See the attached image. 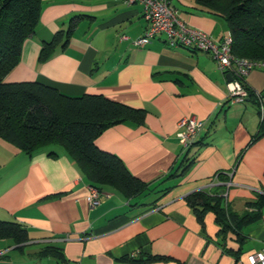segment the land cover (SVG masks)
Wrapping results in <instances>:
<instances>
[{
  "label": "crops",
  "instance_id": "crops-1",
  "mask_svg": "<svg viewBox=\"0 0 264 264\" xmlns=\"http://www.w3.org/2000/svg\"><path fill=\"white\" fill-rule=\"evenodd\" d=\"M171 3L188 26L216 40L229 34L194 0ZM142 12L121 0H41L36 28L5 81L143 109L142 124H114L95 145L145 187L126 197L105 185L100 203L90 207V184L62 146L27 155L0 138V220L27 232L24 242L0 239V264H247V255L264 247V133L253 140L261 124L255 97L232 103L227 78L208 53L170 47L162 34L135 46L146 28ZM58 31L60 42L39 61L43 43ZM245 81L264 98V68ZM184 117L202 123L186 149L177 136ZM224 181L221 207L241 215L263 199L256 219L223 228L213 206L194 210L189 195H213Z\"/></svg>",
  "mask_w": 264,
  "mask_h": 264
},
{
  "label": "trees",
  "instance_id": "trees-1",
  "mask_svg": "<svg viewBox=\"0 0 264 264\" xmlns=\"http://www.w3.org/2000/svg\"><path fill=\"white\" fill-rule=\"evenodd\" d=\"M194 1L225 22L232 39L231 51L236 57L264 61V0ZM40 9L41 0H0V138L27 155L52 144L60 145L91 186L98 190L111 186L126 197L139 194L145 184L130 174L116 155L99 149L95 139L114 124H142L143 109L102 95L69 97L39 82L5 81L20 60L23 42L36 28ZM71 32L72 23L65 32L62 47L66 46ZM63 34L58 31L51 41L43 43L39 61L48 58ZM263 133L264 117L253 140ZM224 183L213 195L197 191L187 200L195 211H199L197 205L213 206L223 228L231 225L237 228L241 223L256 219L263 199L248 203L250 211L241 215L229 212L220 204L226 198V181ZM5 238L24 242L27 232L18 222L0 220V239Z\"/></svg>",
  "mask_w": 264,
  "mask_h": 264
},
{
  "label": "built area",
  "instance_id": "built-area-1",
  "mask_svg": "<svg viewBox=\"0 0 264 264\" xmlns=\"http://www.w3.org/2000/svg\"><path fill=\"white\" fill-rule=\"evenodd\" d=\"M127 5L138 3L143 9L146 28L142 36L133 41L135 46H145L157 35H164L165 43L170 47H184L195 51L208 53L215 61L217 68L227 80L229 100L243 103L252 93L258 105L261 119L264 117V98L256 91L249 89L245 77L257 68H264V61L249 60L236 57L231 51L232 39L229 34L216 40L206 32L188 26L179 19L177 9L171 0H121ZM127 39V36H123ZM177 133L184 149L192 146L202 128V123L195 117H184L178 122ZM87 203L90 207L98 205L101 193L96 187L89 185ZM226 197V193H224ZM247 264H264V247L246 257Z\"/></svg>",
  "mask_w": 264,
  "mask_h": 264
},
{
  "label": "water",
  "instance_id": "water-1",
  "mask_svg": "<svg viewBox=\"0 0 264 264\" xmlns=\"http://www.w3.org/2000/svg\"><path fill=\"white\" fill-rule=\"evenodd\" d=\"M227 80H231V77L229 75H226Z\"/></svg>",
  "mask_w": 264,
  "mask_h": 264
},
{
  "label": "rangeland",
  "instance_id": "rangeland-1",
  "mask_svg": "<svg viewBox=\"0 0 264 264\" xmlns=\"http://www.w3.org/2000/svg\"><path fill=\"white\" fill-rule=\"evenodd\" d=\"M176 3L180 4L179 2H176Z\"/></svg>",
  "mask_w": 264,
  "mask_h": 264
}]
</instances>
